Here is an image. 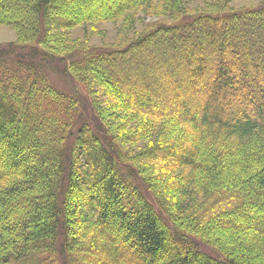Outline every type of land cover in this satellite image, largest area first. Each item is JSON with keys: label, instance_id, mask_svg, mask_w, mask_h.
<instances>
[{"label": "trees", "instance_id": "1", "mask_svg": "<svg viewBox=\"0 0 264 264\" xmlns=\"http://www.w3.org/2000/svg\"><path fill=\"white\" fill-rule=\"evenodd\" d=\"M232 1L0 0L17 33L0 45V264H264V3ZM140 14L170 24L137 32ZM103 22L133 40L72 37Z\"/></svg>", "mask_w": 264, "mask_h": 264}, {"label": "rangeland", "instance_id": "2", "mask_svg": "<svg viewBox=\"0 0 264 264\" xmlns=\"http://www.w3.org/2000/svg\"><path fill=\"white\" fill-rule=\"evenodd\" d=\"M218 0H186L187 7L189 9L188 13H195L196 11L204 10L207 3H214ZM264 3V0H233L230 6L235 10H247L259 7ZM170 24V20L163 17H156L151 14H140L139 23L137 25V32L149 30L156 25ZM120 25V24H119ZM118 24L113 22H103L98 24L93 28L94 33L88 31L86 28L78 27L74 29L72 33L73 38H77L83 42V46L90 48V50L107 49L112 45H122L121 47L127 45L133 40L134 37L132 33L127 36L118 34ZM17 40L16 31L5 25H0V45H5L9 43H15ZM27 51L30 48L27 47ZM54 64H49L46 66L52 82L61 89L62 91L77 97L81 104L83 105V111L86 116H90L93 125L98 126V121L94 116L92 110L90 109V100L85 91L74 82L66 73H63L64 66L62 63L57 62ZM57 66L59 68H57Z\"/></svg>", "mask_w": 264, "mask_h": 264}]
</instances>
